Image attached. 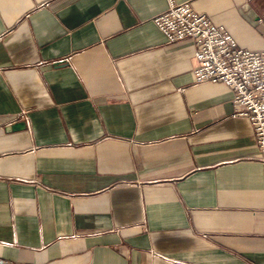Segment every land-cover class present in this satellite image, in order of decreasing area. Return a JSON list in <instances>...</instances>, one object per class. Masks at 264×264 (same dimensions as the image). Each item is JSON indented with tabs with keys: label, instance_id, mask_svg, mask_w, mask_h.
<instances>
[{
	"label": "crops",
	"instance_id": "crops-1",
	"mask_svg": "<svg viewBox=\"0 0 264 264\" xmlns=\"http://www.w3.org/2000/svg\"><path fill=\"white\" fill-rule=\"evenodd\" d=\"M187 1L264 49V0ZM166 8L0 0L1 259L264 264L251 124L223 82L193 80L194 40L153 23Z\"/></svg>",
	"mask_w": 264,
	"mask_h": 264
},
{
	"label": "built area",
	"instance_id": "built-area-1",
	"mask_svg": "<svg viewBox=\"0 0 264 264\" xmlns=\"http://www.w3.org/2000/svg\"><path fill=\"white\" fill-rule=\"evenodd\" d=\"M166 42L192 38L195 42L191 69L194 81L223 82L233 96L234 114L251 124L253 137L264 162V49H242L223 26L213 24L190 1L167 0V8L153 18ZM26 119L24 113L21 115ZM0 264H29L0 258Z\"/></svg>",
	"mask_w": 264,
	"mask_h": 264
},
{
	"label": "water",
	"instance_id": "water-1",
	"mask_svg": "<svg viewBox=\"0 0 264 264\" xmlns=\"http://www.w3.org/2000/svg\"><path fill=\"white\" fill-rule=\"evenodd\" d=\"M259 1H260V0H253V3L258 4ZM250 14L253 15L252 12H251ZM15 126L17 127V124H13V128H14Z\"/></svg>",
	"mask_w": 264,
	"mask_h": 264
}]
</instances>
